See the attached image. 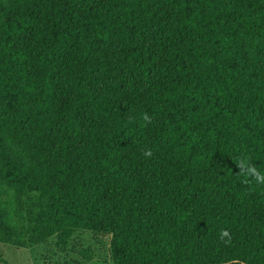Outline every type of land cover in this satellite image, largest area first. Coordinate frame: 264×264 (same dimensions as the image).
<instances>
[{"label": "trees", "instance_id": "obj_1", "mask_svg": "<svg viewBox=\"0 0 264 264\" xmlns=\"http://www.w3.org/2000/svg\"><path fill=\"white\" fill-rule=\"evenodd\" d=\"M258 176L264 0H0V246L264 264Z\"/></svg>", "mask_w": 264, "mask_h": 264}, {"label": "rangeland", "instance_id": "obj_2", "mask_svg": "<svg viewBox=\"0 0 264 264\" xmlns=\"http://www.w3.org/2000/svg\"><path fill=\"white\" fill-rule=\"evenodd\" d=\"M87 252L91 260L83 253ZM3 263L0 264H113L110 253V238H96L90 232H78L62 251L56 239L30 250L16 249L10 245L0 246Z\"/></svg>", "mask_w": 264, "mask_h": 264}, {"label": "clouds", "instance_id": "obj_3", "mask_svg": "<svg viewBox=\"0 0 264 264\" xmlns=\"http://www.w3.org/2000/svg\"><path fill=\"white\" fill-rule=\"evenodd\" d=\"M250 171H251V170H250ZM257 178H258V179H264V177H259V176H258ZM225 235H227V233H225Z\"/></svg>", "mask_w": 264, "mask_h": 264}]
</instances>
